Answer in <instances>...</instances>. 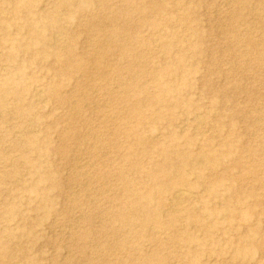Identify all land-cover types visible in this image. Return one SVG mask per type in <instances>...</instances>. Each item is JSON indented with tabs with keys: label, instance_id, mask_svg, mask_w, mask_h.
Masks as SVG:
<instances>
[{
	"label": "rangeland",
	"instance_id": "rangeland-1",
	"mask_svg": "<svg viewBox=\"0 0 264 264\" xmlns=\"http://www.w3.org/2000/svg\"><path fill=\"white\" fill-rule=\"evenodd\" d=\"M30 2L33 12L16 16L18 0H0V26L14 22L0 29V83L18 86L17 95L0 93V264H148L149 257L160 264H264V60L254 70L257 50L247 42L263 38L264 0H163L162 11L151 0H98L81 17L63 11L56 26L67 21V34L53 31L54 48L68 44L74 59L86 61L69 76L54 58L27 63L35 50H24L26 17L47 23L56 10L53 0ZM194 18L198 35L190 29ZM113 31L119 45L102 48ZM179 56L180 67L195 69L188 87L171 69ZM95 60L108 64L106 72ZM246 82L253 93L240 88ZM59 87L68 101L56 97ZM140 92L148 102L138 101ZM195 115L205 125L194 124ZM230 116L236 155L217 168L203 154L223 150L227 137L216 123L231 126ZM169 163L186 174L189 200L175 206L166 196L162 209L152 200L155 220L147 228L144 212L139 223L120 221L151 187L148 173ZM232 182L248 208L229 191ZM246 238L250 246L240 256Z\"/></svg>",
	"mask_w": 264,
	"mask_h": 264
},
{
	"label": "bare ground",
	"instance_id": "bare-ground-1",
	"mask_svg": "<svg viewBox=\"0 0 264 264\" xmlns=\"http://www.w3.org/2000/svg\"><path fill=\"white\" fill-rule=\"evenodd\" d=\"M151 1L154 4L155 10H158V11L163 10V8H164L163 0H158V1L151 0ZM53 2H54L56 10H54L55 13H54L53 19L50 20L49 22L43 23L42 19L40 17H30V16L26 17V19H25L26 20V27H27L31 37H30V41L27 44V46L25 45L24 50H27L29 52L35 50V52L31 56V58L27 61L28 64L35 63L40 56H44L45 58H54L57 61H61L65 65L64 68H65V70H67V72H65L63 74H64V76H66V75L69 76L67 73H71L72 71H76V70H82L86 64V61L83 58L74 59L68 44H66V45L63 44L58 48H54L53 42L56 41L55 39H57L58 37L55 36V34H54L55 32H53V31H55V29H57L58 30L57 32L62 33V34H65V33L67 34V32L65 30H66V27H68L67 21L56 26L57 20L62 15L63 11H67L69 13V18L78 17V16L81 17L87 8L93 9L97 5L96 2H98V0H53ZM15 8H16V11H15L16 16L19 15V12L21 10H26V12H28V13H31V11L33 12V7H32L30 0H27L26 2L25 1L21 2L20 0H18V3L15 4ZM129 8H130V4L126 5V8H124V10L128 12ZM3 18H4L3 11L0 10V20ZM5 18H7V17H5ZM90 19L97 20V17L94 13L91 12ZM196 21H197V19L194 18L193 23ZM13 26H14V22L12 20H9V21L5 20V24L0 26V29H9ZM193 26L194 27H191L190 29L192 31L196 32V35H198V29L196 28V24L194 23ZM74 35H75L74 37H77V33H74ZM120 36L121 35L119 32L116 33L113 31V32L105 33L104 38H103L104 43L101 45V46H103L102 48H104L105 46H109V45H114L115 47H117L119 45V42H117V41L120 39L119 38ZM130 40H132V38H130ZM247 42L251 43L253 46H255V48L257 50L256 63H255L253 68L256 71H260L261 69H263L262 68L263 63H261V62L264 60V54H263L264 53V35H263V38L261 40L256 41L253 38H249L247 40ZM191 45L194 49H196V53L199 52V49H200L199 45H197L196 43L195 44L191 43ZM167 47H169V44ZM21 48L23 49V47H21ZM126 48H127V46H126ZM105 54H107V52H105L104 55ZM176 59H177V63L174 66L176 68H171V69L174 71H180L179 74L182 75V77L185 81L184 84H185V86L188 87L191 85V82H192L191 80H192L193 75L195 74V69L194 70H187V69H183L182 67H180V64L183 63L184 59H185L183 56H179ZM92 63H94L97 66L100 73L106 72V70H107L106 68L108 67V64H106L105 62H100L98 60H95ZM171 69L163 68L162 74H168L169 72L172 71ZM119 70L120 69H118L117 71L119 72ZM263 83H264V81H263ZM0 85L2 86L1 83H0ZM17 88H18L17 84L15 86H12V87L11 86L10 87L2 86V87H0L1 96L12 95V94L17 95ZM240 88L246 89V90L248 89V91H250L251 93L254 92L253 88H251V86H250V84H248V82L243 84V86H240ZM55 92H56V97L58 99L68 101L67 98L63 97V94L61 92L60 87L56 88ZM39 93L42 94V92H38V94ZM95 93H96V91H95ZM164 93H166L165 90L157 92L154 95L155 101L157 102V101H160L161 99H163L164 98L163 96L165 95ZM140 95L142 96L141 98H139L140 100H138L140 103L141 102H148V96L145 95V92H140ZM38 96L40 97L41 95L39 94ZM43 98H40V99H43ZM38 101H39V99H38ZM42 101L43 100H41V102ZM42 103H45V102H42ZM42 103H40V104H42ZM157 103H159V102H157ZM5 106H6V102L3 101L0 97V108H3ZM251 113H253V112H251ZM142 117L143 116H138V119H144L145 118V117H143V118ZM151 119L154 121H157V120L162 121V118L159 116V114H152ZM257 119L260 120L259 118H257ZM192 121L194 124H197L199 126L205 125V120L202 118V116L200 117V116L195 115L192 118ZM230 122H231V126H229L225 122L218 121L216 123V128H218V132H220L221 134H225L227 137L225 139L226 142H224V144L221 145V149H223V150H208V151L204 152V154H203L204 159L206 161L213 162L214 166L217 168H219V166L222 164V159L223 160L228 159V158L232 159L236 155V152L233 151V149H234L233 145H232L233 143L231 144V142H228L229 137L234 134V126H235L234 125V123H235V117L234 116H232V117L230 116ZM23 131H25V130H23ZM254 134H256V133H254ZM139 142L141 144L147 143L142 138L139 140ZM175 153L179 154L180 152L177 150ZM159 154L163 157L164 160H166V162H169L168 160L172 159L170 157L171 153L169 152L168 148H166L164 146H162L159 149ZM188 162H189V160L184 158L181 161V163H182L181 165L187 166L189 164ZM236 163L238 165H241L240 161H236ZM85 175H86V173H85ZM147 176L150 179L148 183L150 184L151 187L146 189V191L144 192L145 194L143 196H141L140 198H137V199L135 198V201L141 199V204L138 205L136 202L134 205L130 206V208H129L130 217L128 216L127 218H124L123 216H120V221H122V222L125 221V222H129V223H131V222L133 223V222L137 221L136 223H139L141 220H138V216L141 212H144V214L146 215V220L141 223V226L147 228V226L150 225L152 223V221L155 220V219L153 220L154 216L150 212H148L149 211L148 205L152 200L156 199L158 201V205H159L160 209H162L165 205V197L166 196L170 197V200L172 201V203L175 206L183 204L184 202L186 203L189 200L190 192L183 187H187L190 184L188 182L186 174L184 173V171H181L180 167L177 168L176 165H173V163H169L166 166L165 165L162 166L157 171H150ZM78 178H79V176H78ZM15 182H16V180H15ZM217 183H218L217 184L218 187H220L222 185L221 180L218 181ZM17 184L19 185L18 182H17ZM237 187H238L237 184L232 182V184L229 187V191H231V193H233V194L234 193L238 194L240 196L241 204L245 205V206L247 204V208H248L247 196L243 192L237 193V191H238ZM193 188H195L194 185H193ZM193 196H196V195L193 194ZM193 196H191V197L193 198ZM226 210L227 209H224V211H226ZM250 213L251 212H249V210L240 211L239 215L242 218V220H247L250 216ZM164 216L165 215L163 214V218H164ZM256 223H258V222H256ZM151 229H152V227H151ZM249 243H250V240H248V238L241 239L239 241V243H238V248H239L238 249V255H240V256L243 255L244 250L247 247L249 248V246H250ZM250 255L251 256L254 255V252H251ZM146 261L148 262V264H160V262H161V261L160 262L155 261V259L153 260L151 257L147 258ZM28 264H37V260L36 259H29Z\"/></svg>",
	"mask_w": 264,
	"mask_h": 264
}]
</instances>
